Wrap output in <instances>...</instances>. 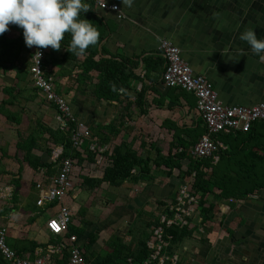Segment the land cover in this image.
<instances>
[{
    "label": "crops",
    "instance_id": "0c3cea01",
    "mask_svg": "<svg viewBox=\"0 0 264 264\" xmlns=\"http://www.w3.org/2000/svg\"><path fill=\"white\" fill-rule=\"evenodd\" d=\"M107 1L117 4L118 10L101 9L85 1L90 8L81 13V17L84 15L100 32L95 45L75 54L61 41L60 49L46 48L44 61L46 72L53 76L56 92L67 99L73 114L91 130L108 127L109 140L105 143L92 133L104 150L124 140H134L135 129H138L149 140L147 143L140 140V146L141 141L144 146L148 145L147 153L153 158L155 153L150 144L161 146L159 138L168 144V151L178 134L189 140L183 129L195 134V140L204 133V125L195 109V95L179 88H165L161 83L160 66L150 68L160 55L158 47L162 38L181 49L193 73L206 76L223 103L253 105L264 102V58L253 53L250 45L239 38L249 27L254 28L258 38H264V0H132L131 6L124 0ZM67 34L64 41L70 40L71 34ZM239 49L244 50V55L240 56ZM64 54L69 57L63 58ZM100 59L120 62L125 74L130 75L129 85L115 91L110 99H99L95 95L99 72L93 64ZM15 79L13 67L5 73L0 72V116L3 117L0 126L4 129L0 138L8 140L6 149V141L0 142L1 158L7 162L5 168H0V176L5 180V187L0 182V192L6 199L0 202L9 204V218L13 217L8 221L9 218L3 216L6 218L4 224L8 225L9 238L48 242L51 234L45 228V221L57 206L48 210L37 208L33 203L37 196L34 183L41 175H51L57 169L51 153L54 147H62V144L56 143L43 128H57L56 108L34 86L30 73L25 81ZM144 86L147 87L144 96L137 102V94ZM6 114H10L8 118ZM117 128L119 130L113 134V129ZM256 132L254 137L248 138L243 132L218 133L215 138L224 145L221 155L231 151L234 153L232 159H239L251 154L256 160L251 173L264 175L261 149L264 127H257ZM32 136L37 147L29 143ZM89 142L86 139L82 145L89 146ZM83 146L85 157L80 153V157L75 158L74 190L65 197L64 203L72 212V223L97 232L98 238L90 250L98 255L111 251L107 242L112 233L120 235L123 243L132 247L140 236L148 235L149 238L162 211L160 201L175 195L179 184L176 175L163 176L151 160L149 166L154 178L130 183L134 190L128 192L126 200L116 205L106 200L101 210L105 212L99 214L101 219L87 225L85 221L90 217L79 215L81 220L77 219L78 209L84 207L87 216L93 204L94 208L99 205L98 193L102 196L111 185L103 182L92 190L82 186L84 177H100L103 171V165L96 164L94 155L91 158L86 154ZM167 151L162 149L163 153ZM35 157L41 163L52 164L35 168L31 164L37 161ZM223 159L226 160L224 156ZM127 184L129 181L122 187L130 186ZM14 185L18 190L15 201L11 194L8 196ZM80 191L87 194L81 197ZM213 191L218 190L213 188ZM209 203L213 204L212 216L205 221L199 217L194 219V225L203 231L197 226L192 228V233L173 250L179 256L177 264H264V186L238 200H216L209 194L205 205ZM110 204L117 211H108ZM42 235L43 241L39 238Z\"/></svg>",
    "mask_w": 264,
    "mask_h": 264
},
{
    "label": "trees",
    "instance_id": "16d2710c",
    "mask_svg": "<svg viewBox=\"0 0 264 264\" xmlns=\"http://www.w3.org/2000/svg\"><path fill=\"white\" fill-rule=\"evenodd\" d=\"M10 30H14L16 32L15 35L10 36ZM22 28L10 24L7 31H5L2 35H0V72L5 73L10 67H13L15 70V80L16 81H25L27 75L29 74L30 60L27 59V53L31 51L32 47H27L24 42ZM67 35H70L68 33ZM71 40V35H70ZM69 41L62 40L65 45L70 44ZM75 54H78L74 52ZM75 54H71L74 56ZM69 57L68 54H64L63 58ZM86 60V59H85ZM84 60V61H85ZM164 60L161 55L156 58L154 64L150 66V68H158L160 66L161 72L163 71ZM93 67L99 72V82L96 85L95 95L97 98L101 99H110L114 97V92L123 86H128V81L130 75H126L122 70L123 66L120 62H116L112 59H100L93 64ZM115 85V90L114 86ZM147 87L141 88L138 92L136 101L139 102L141 98H143L144 93ZM178 88V87H174ZM6 89V88H5ZM4 89V90H5ZM9 89V88H8ZM181 91L186 93L182 88ZM5 101H2V103ZM10 114H6L8 118ZM204 125V124H203ZM257 127H264V121L262 122H253L251 129L248 132H243L248 136H255L257 134ZM50 135V137L56 142L61 143L63 147V151L57 160L71 156L73 158L80 157L81 149L76 150L72 146V142L70 139V129L61 130L58 127L52 129L50 127H43ZM176 131L180 132L177 127ZM108 127H98L96 130H91L93 135H98L101 143H105L108 139L107 133ZM119 129H113L112 133L116 134ZM185 130V134L189 136V140H186L178 134L175 141L172 142L169 146L167 153L162 152V148H160L156 144H150L151 150L154 151V157L152 158L149 153L145 154V156L138 153V151L133 148L132 140L129 142L122 141L121 143L115 144L112 149L104 150V160L105 163L103 165L102 175L100 177H84L82 186H86V188L100 187L103 182H107L111 186L121 187L126 181L136 183L139 180L151 181L154 176L150 172L149 163L153 160V164L155 168L161 169L160 173L163 176L170 177L173 175L174 171H177L175 177H177L179 183L184 179L185 176L193 175L192 187L194 190L200 194V215H202L203 220H208L212 216L213 204L209 203L205 205L206 196L212 194L213 198L216 200L220 198L225 199H243L246 198L249 193H252L254 190L259 189L264 186V175H258L251 173V169L256 164V160L253 158V155H249L242 158L232 159L234 153L229 151L226 152V155H221V148L217 150V154L219 155V159L216 163H213L208 158H194L189 153L190 147L195 142V134H191L190 130ZM205 130V127H204ZM224 133V132H221ZM230 133H241V131L237 132H229ZM202 134V133H201ZM33 146H38L35 142V138L32 136V141L29 142ZM29 144V146H30ZM141 145L144 146V142L141 141ZM83 146V145H82ZM86 154L92 156L95 152L87 149L88 144L85 146ZM25 148V145H23ZM240 148H243L241 146ZM232 149V147H231ZM264 155V145L261 147ZM30 151L27 150V155H29ZM5 154V153H4ZM256 154V153H255ZM26 155V156H27ZM247 155V154H244ZM262 155V156H263ZM223 156L226 158L224 161ZM264 158V157H263ZM37 161H32L31 164L33 167H38L39 165H46L50 167L52 163H41L38 157H35ZM222 164H221V163ZM55 169H53L54 172ZM135 170V171H133ZM54 174V173H52ZM51 174V175H52ZM48 176L50 175H41L39 179H43L44 181H48ZM88 183V184H87ZM17 185H14L11 189V198L15 201L17 198L18 190H16ZM35 187V183H34ZM213 188H216L218 191L215 193ZM36 199L33 201L35 203ZM165 201H160V205L162 206ZM6 205H0V218L3 220V216L10 211ZM163 210V208H162ZM82 217L86 213V209L84 207H80L77 212ZM35 217H32L31 220H34ZM5 222V221H4ZM71 221L68 226V232L65 234L66 236L69 234H75L79 241H81L80 247L85 258L92 262L93 264H125L128 259L131 258L134 262L143 261L146 257H148L150 249L148 248L146 242L148 239V235L140 236L137 244L132 247L131 245H127L123 243V240L120 235L117 233H112L107 242L108 246H110L111 251L105 253L104 255H98L90 250V247L94 244V242L98 238V234L95 230L87 231L85 227L75 225ZM87 225L91 223V221H85ZM93 223V222H92ZM158 221L155 222L153 226H155ZM5 226L0 223V227ZM192 227H179L177 225L173 226H164V234L163 237L166 241H168V245L166 250L168 253L173 252L176 248L178 242L192 233ZM152 230V229H151ZM194 231V230H193ZM170 236V237H169ZM51 243L54 242V238L51 236L49 240ZM48 241V242H49ZM48 242H37L30 239L25 238H10L8 237V243L10 247L16 251L19 255L23 257L32 258L35 255V249L37 247L45 248ZM49 242V243H50ZM56 264H62L68 257L67 250H62L59 253L55 254ZM0 264H10L2 258L0 253Z\"/></svg>",
    "mask_w": 264,
    "mask_h": 264
},
{
    "label": "built area",
    "instance_id": "2783aa9c",
    "mask_svg": "<svg viewBox=\"0 0 264 264\" xmlns=\"http://www.w3.org/2000/svg\"><path fill=\"white\" fill-rule=\"evenodd\" d=\"M85 1L101 9L118 10L117 4L109 3L107 0ZM158 48L164 60L163 85L166 88L180 86L194 93L197 98L196 108L206 127V132L190 149L189 153L192 157L210 158L215 162L219 159L217 150L224 148V145L213 138L214 134L247 132L254 121H264V102L253 105L223 103L210 80L204 75L193 73L182 57L178 46L162 38ZM37 51L41 53L40 57ZM45 53L46 48L33 47L29 72L34 86L43 94L45 100L55 106L56 126L61 130L70 129L73 148L81 149V154L85 157L82 144L89 139L88 149L95 152V163L100 166L104 165V148L93 137L90 127L73 114L67 99L56 92L53 76L44 68ZM62 149L63 147H54L51 153L52 160L57 163L56 172L48 176V181L38 179L35 182L36 205L45 210L57 206L55 212L50 214L45 221V228L54 238V242H48L45 248L38 247L32 258L23 257L10 247L7 227L1 226L0 253L2 258L10 264H56L55 254L64 249L67 250L68 257L62 264H93L83 255L77 236L75 234L65 235L72 221V212L64 203V199L74 190L75 158L67 156L57 160ZM192 181L193 175L185 176L178 184L174 197L162 205L163 210L158 216V223L152 227L146 242L150 249L148 257L140 262H134L129 258L125 264H177L179 256L175 252L168 253L166 250L169 242L163 237L164 226L177 225L189 228L194 226L196 228L194 219L197 217L202 219L200 217V194L192 187ZM197 229L203 231L200 226H197Z\"/></svg>",
    "mask_w": 264,
    "mask_h": 264
},
{
    "label": "clouds",
    "instance_id": "9594fccd",
    "mask_svg": "<svg viewBox=\"0 0 264 264\" xmlns=\"http://www.w3.org/2000/svg\"><path fill=\"white\" fill-rule=\"evenodd\" d=\"M124 2L128 6L132 4V0ZM89 8L85 0H0V35L14 24L22 28L27 47L60 49L65 34L70 33L67 50L80 54L100 39L98 28L84 15L81 17ZM239 38L250 45L253 53L264 58V38H258L254 28L245 29ZM238 51L240 56L244 55L243 49Z\"/></svg>",
    "mask_w": 264,
    "mask_h": 264
},
{
    "label": "rangeland",
    "instance_id": "374dc122",
    "mask_svg": "<svg viewBox=\"0 0 264 264\" xmlns=\"http://www.w3.org/2000/svg\"><path fill=\"white\" fill-rule=\"evenodd\" d=\"M16 34V32L13 30H10V33H9V35L10 36H13V35H15ZM30 54H31V52H28L27 53V59H29V56H30ZM0 118H3L2 116H0ZM1 124V123H0ZM201 125H203V123H201ZM200 125V126H201ZM201 129V128H200ZM136 131H135V133H134V140H132L131 138H130V140H132V142H133V146L136 148V150L138 151V153L139 154H146L147 153V151L148 150H150L149 149V147H148V145H145L144 147H142V146H140V140H144L145 141V143H147L149 140H148V138L147 137H145V135H144V133H143V131H138V129H135ZM0 132L1 133H3L4 132V129H3V127H1L0 126ZM159 137V136H158ZM158 137H157V139H158ZM149 138H151L150 136H149ZM160 139V142H159V144L161 145V146H159V147H161L165 152L167 151V148H168V144H164V142H163V138H159ZM130 140H124V141H126V142H129ZM2 141H6V146H5V149L8 147V140H5V139H2V138H0V142H2ZM20 156V155H19ZM221 163V162H220ZM222 164V163H221ZM6 165H7V162L5 161V159L2 157L1 158V154H0V168L1 167H6ZM177 174V171H174V173H173V175H176ZM188 176V175H187ZM0 182L2 183L1 184V186L2 187H5L4 185H5V180H4V177H2V176H0ZM6 183H7V181H6ZM130 183H132V182H129V184H127V185H130V186H121V187H117V188H114V187H111V186H108V188H107V190H106V192L105 193H103L102 192V196L100 195L101 193H98V196H99V198H98V204L99 205H97L95 208H94V204H93V208L92 209H90V211H88V212H90L87 216L86 215H84V218H86V217H90V219H88L89 221H91V222H93V223H97L98 221H99V219H101V217H100V215L99 214H104V212L102 213V209H103V206H105V204H106V200L107 201H111V202H113V204L114 205H116V203H118L119 201H124V200H126L127 199V196H128V192H132L133 190H134V186L133 185H131ZM9 193V195L8 196H10V192H8ZM80 196L81 197H83V194H87V192L86 191H80ZM0 199L2 200V201H6V199L1 195V192H0ZM76 200H78V198L76 199ZM113 204H110L109 205V210L108 211H117V209L115 208V206H113ZM0 205H6V206H8V207H10L9 206V204L7 203V204H5V203H3V202H0ZM100 207V208H99ZM85 209V208H84ZM9 212L10 211H8L6 214H5V217H7V220H8V218H9ZM76 215V214H75ZM82 216V215H81ZM102 216V215H101ZM5 217H3L4 219H3V221L2 222H0V223H2V224H4V223H6V218ZM77 219H79V220H81V218L79 217V214L77 213ZM13 218V217H12ZM12 218L10 217L9 218V220L8 221H11L12 220ZM110 217H108L107 219H109ZM76 219V218H75ZM5 221V222H4ZM38 224V223H37ZM6 227L8 226L7 224H4ZM39 225V224H38ZM117 225V224H116ZM118 226V225H117ZM40 239H41V241H43V240H45V237H44V235H42V236H40L39 237ZM10 239V238H9Z\"/></svg>",
    "mask_w": 264,
    "mask_h": 264
},
{
    "label": "bare ground",
    "instance_id": "6f19581e",
    "mask_svg": "<svg viewBox=\"0 0 264 264\" xmlns=\"http://www.w3.org/2000/svg\"><path fill=\"white\" fill-rule=\"evenodd\" d=\"M109 2V1H108ZM109 3H112V2H109ZM118 14H120V13H118ZM121 15V14H120ZM160 43V42H159ZM158 50H159V48H158ZM159 54L161 55V53H160V50H159ZM162 56V55H161ZM163 58V57H162ZM164 70H165V68H164V65H163V71H162V73H161V83L163 82V72H164ZM33 81V80H32ZM162 85H163V83H162ZM164 86V85H163ZM165 87V86H164ZM173 87H178V88H182V87H180V86H173ZM166 88V87H165ZM168 88H171V87H168ZM184 91H186L184 88H182ZM187 92H189V91H187ZM192 93V92H191ZM194 94V93H193ZM195 99L197 100V98L195 97ZM195 109H196V111H197V113H198V110H197V108H196V102H195ZM200 117V116H199ZM201 119V118H200ZM201 123H203V120L201 119ZM254 122H262V120H257V121H254ZM204 124V123H203ZM251 126L252 125H250V128L247 130V132L251 129ZM204 127H205V125H204ZM206 132V127H205V131H204V133ZM204 133L203 134H201L200 136H198L197 137V139L195 140V142L196 141H198L199 140V138H201L202 136H204ZM219 133H221V132H219ZM224 133H226V132H224ZM218 133H216V134H214L213 135V138L216 140V141H218L216 138H215V135H217ZM214 141V140H213ZM195 142H194V144H195ZM193 144V145H194ZM192 145V146H193ZM192 146L190 147V149L192 148ZM208 159H210V158H208ZM211 160V159H210ZM212 161V160H211ZM218 161V160H217ZM217 161H215V162H213V163H216Z\"/></svg>",
    "mask_w": 264,
    "mask_h": 264
}]
</instances>
